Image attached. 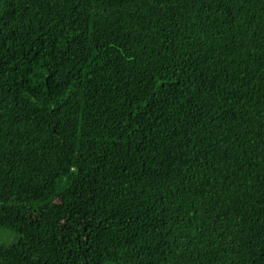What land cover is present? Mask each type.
<instances>
[{
	"label": "trees",
	"instance_id": "1",
	"mask_svg": "<svg viewBox=\"0 0 264 264\" xmlns=\"http://www.w3.org/2000/svg\"><path fill=\"white\" fill-rule=\"evenodd\" d=\"M0 264H264V0H0Z\"/></svg>",
	"mask_w": 264,
	"mask_h": 264
}]
</instances>
